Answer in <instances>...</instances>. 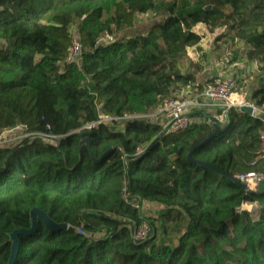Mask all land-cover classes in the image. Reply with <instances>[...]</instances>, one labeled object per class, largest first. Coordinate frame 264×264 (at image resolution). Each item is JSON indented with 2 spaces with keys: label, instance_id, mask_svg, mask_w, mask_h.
<instances>
[{
  "label": "trees",
  "instance_id": "trees-1",
  "mask_svg": "<svg viewBox=\"0 0 264 264\" xmlns=\"http://www.w3.org/2000/svg\"><path fill=\"white\" fill-rule=\"evenodd\" d=\"M148 13L157 19L125 33ZM199 25L257 64L246 99L264 109V0H0V134L26 126L0 145V264L35 207L69 228L40 220L19 235L13 264H264V190L196 162L264 173L248 164L262 121L231 108L221 134L197 146L213 129L208 115L175 133L152 116L164 98L202 90L182 63ZM72 28L81 52L68 61ZM107 35L116 38L100 43ZM144 203L156 214L135 207Z\"/></svg>",
  "mask_w": 264,
  "mask_h": 264
},
{
  "label": "built area",
  "instance_id": "built-area-1",
  "mask_svg": "<svg viewBox=\"0 0 264 264\" xmlns=\"http://www.w3.org/2000/svg\"><path fill=\"white\" fill-rule=\"evenodd\" d=\"M81 52V43L75 33H73L71 45L68 49L67 60L75 61L78 59ZM228 70V71H227ZM229 69H223L222 75L203 83L202 90L198 92L196 89L186 88L179 96H169L163 99V101L157 107L153 114L159 124L162 127V133H175L185 129L192 123L198 121L196 113H202V110L207 106H213L219 108V114L216 119L220 124L225 122V115L231 108L241 110L243 105H252L253 113L251 116L258 117L263 123V129L260 133V147L257 150V155L248 164L255 165L257 162L264 164V109L256 107L254 104L247 101L245 96L236 85L231 74H227ZM197 111V112H196ZM242 111V110H241ZM215 118V117H214ZM111 117L108 115H102L101 121L107 122ZM96 123L88 124L85 129L94 127ZM20 128L24 130L25 125L19 124L13 129ZM143 150L141 149L140 152ZM236 178L245 183L250 189L255 190L260 183H264V173L254 170L238 173ZM143 205L135 204V207L141 208ZM79 233H83L80 229ZM148 231L147 224L142 222L134 232V239H143Z\"/></svg>",
  "mask_w": 264,
  "mask_h": 264
},
{
  "label": "rangeland",
  "instance_id": "rangeland-1",
  "mask_svg": "<svg viewBox=\"0 0 264 264\" xmlns=\"http://www.w3.org/2000/svg\"><path fill=\"white\" fill-rule=\"evenodd\" d=\"M155 19H157V16L153 15L152 13H148L145 15L140 14L138 15V20L135 26L132 29L125 31V33H128L130 31H142L145 29L146 25L151 24ZM196 30L203 35L202 39L196 46L188 48L185 58L182 62L183 65L185 66V61H187V64H190L193 68H196L195 64L201 68V74L205 73L206 75H201V79H199L200 83H205L210 79H213L210 78V75L212 74L214 75L213 77H217L219 75H222L223 69H229V72L227 74H231L236 85L239 87L240 91L245 96V98H247V93L249 92L248 88H250V82L253 80L254 77L253 74L257 70V64L245 63L244 61L240 60V49L234 51V46L230 47L225 45L224 42L218 41L217 36L219 34V31L209 33L202 25H199ZM72 32L76 35L75 29L72 28ZM115 38V35H107L101 38L99 42L109 43ZM204 114L208 115L210 118L215 117L216 119V116L219 114V108L207 106L204 111ZM152 116L154 117L153 114ZM152 116L150 117L153 118ZM113 127L114 129H119L122 127V125L119 123L114 125ZM25 135L26 134L23 133L22 129L20 128H16L14 130H5L0 134V145L15 143L22 139ZM262 169V167H259L257 169V172L263 173ZM255 205L256 204L253 203H246L243 206V209L252 211ZM141 210L143 215L153 216L157 212V206L150 203H144L141 207Z\"/></svg>",
  "mask_w": 264,
  "mask_h": 264
},
{
  "label": "water",
  "instance_id": "water-1",
  "mask_svg": "<svg viewBox=\"0 0 264 264\" xmlns=\"http://www.w3.org/2000/svg\"><path fill=\"white\" fill-rule=\"evenodd\" d=\"M210 5L206 6L205 9H210ZM240 109L242 111H244L245 113H247L248 115H252L253 113V106L252 105H243L240 107ZM196 115H202V113H196ZM211 123H212V127L213 129L209 132L208 136L201 141L197 146H200L206 142H208L209 140H211L212 138L218 136L221 134L222 132V127L220 125V123L218 122L217 119H215L214 117L209 118ZM89 132L88 131H84L81 134V139L79 141V148H81L82 144H86L87 146H89ZM195 148H193V150H191L188 153V158L189 159H193L192 158V154ZM104 156V155H103ZM102 156V157H103ZM101 157V158H102ZM197 163L201 164L204 167H208L216 172H219L223 175H225L227 178H229L230 180H232L233 182H235L237 185H239L241 188L247 190V191H253L252 189H250L245 183L239 181L236 177L229 175L228 173L214 167L213 165L200 161V160H196ZM258 189L259 190H264V183H260L258 185ZM30 220H31V226L28 229H16L11 233V239H12V245H11V254H10V258L7 264H13L16 257H17V253L19 250V246H20V240H19V235H28L32 232H34L38 226H39V222L40 220L44 222V224L46 225L47 228H49L50 230H58V229H66L69 228V225H67L66 223H56L55 221H53L52 219H50L48 217V215L41 209L35 207L33 209H31L30 211Z\"/></svg>",
  "mask_w": 264,
  "mask_h": 264
},
{
  "label": "crops",
  "instance_id": "crops-1",
  "mask_svg": "<svg viewBox=\"0 0 264 264\" xmlns=\"http://www.w3.org/2000/svg\"><path fill=\"white\" fill-rule=\"evenodd\" d=\"M187 67H188V70H187V71L196 73V82H197V83H200L199 79H201V75H202V76H205L206 74H205V73H204V74H201V71H202V70L196 71L195 68H191L190 65H187ZM210 76H211L210 78H213V79L216 78V77H213V76H214L213 74L210 75ZM215 76H217V75H215ZM202 84H203V83H202ZM204 111H205V109L202 110V114L204 113ZM196 112H197V111H196ZM198 113H200V112H198ZM262 118L264 119V116H262Z\"/></svg>",
  "mask_w": 264,
  "mask_h": 264
}]
</instances>
